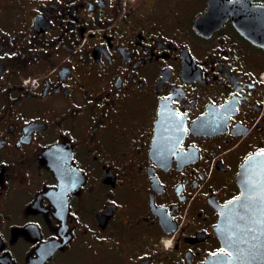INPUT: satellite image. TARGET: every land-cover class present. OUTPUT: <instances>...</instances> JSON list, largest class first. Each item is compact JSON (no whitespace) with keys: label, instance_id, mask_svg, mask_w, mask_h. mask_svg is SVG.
<instances>
[{"label":"flooded vegetation","instance_id":"1","mask_svg":"<svg viewBox=\"0 0 264 264\" xmlns=\"http://www.w3.org/2000/svg\"><path fill=\"white\" fill-rule=\"evenodd\" d=\"M211 3L0 0V264L230 254L217 226L264 152V0H215L201 34Z\"/></svg>","mask_w":264,"mask_h":264},{"label":"water","instance_id":"2","mask_svg":"<svg viewBox=\"0 0 264 264\" xmlns=\"http://www.w3.org/2000/svg\"><path fill=\"white\" fill-rule=\"evenodd\" d=\"M210 9L209 14L200 18L195 26L201 34H209L221 23V16L215 12V0H212ZM252 11V20L258 21L252 31L253 38L264 44L260 33L261 23L264 24V8ZM207 23L210 28L205 30ZM238 185L240 196L224 208L217 226V232L230 254H217L207 264H264V218L252 221L250 217L253 202L264 213V152L244 162L238 175Z\"/></svg>","mask_w":264,"mask_h":264}]
</instances>
